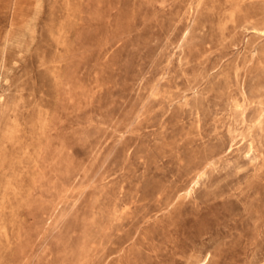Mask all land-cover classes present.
Returning <instances> with one entry per match:
<instances>
[{"label": "rangeland", "instance_id": "obj_1", "mask_svg": "<svg viewBox=\"0 0 264 264\" xmlns=\"http://www.w3.org/2000/svg\"><path fill=\"white\" fill-rule=\"evenodd\" d=\"M0 264H264V0H0Z\"/></svg>", "mask_w": 264, "mask_h": 264}]
</instances>
